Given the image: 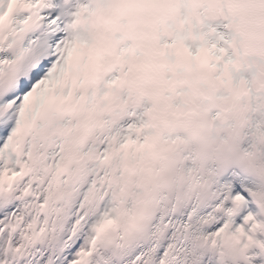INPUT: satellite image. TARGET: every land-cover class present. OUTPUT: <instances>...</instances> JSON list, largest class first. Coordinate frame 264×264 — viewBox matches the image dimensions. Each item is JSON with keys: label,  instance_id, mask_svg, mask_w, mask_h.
Returning <instances> with one entry per match:
<instances>
[{"label": "snow or ice", "instance_id": "1", "mask_svg": "<svg viewBox=\"0 0 264 264\" xmlns=\"http://www.w3.org/2000/svg\"><path fill=\"white\" fill-rule=\"evenodd\" d=\"M0 264H264V0H0Z\"/></svg>", "mask_w": 264, "mask_h": 264}]
</instances>
